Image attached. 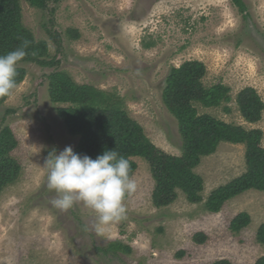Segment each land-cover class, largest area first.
<instances>
[{
	"label": "rangeland",
	"instance_id": "1",
	"mask_svg": "<svg viewBox=\"0 0 264 264\" xmlns=\"http://www.w3.org/2000/svg\"><path fill=\"white\" fill-rule=\"evenodd\" d=\"M243 1L244 18L230 0H59L45 8L19 0L23 27L47 43L45 59L52 63L18 64L25 75L0 103V130L13 132L11 156L21 165L19 177L0 188V264H192L221 258L254 264L264 255L256 239L264 191H244L218 212L204 207L211 191L245 171L243 143H220L194 168L203 178V200L189 202L178 191L162 208L152 204L149 163L135 157L137 187L125 198L126 218L104 226L103 235L82 202L67 211L51 204L56 193L47 188L44 167L53 149L74 150L79 138L58 113L64 105L49 96L48 74L55 69L100 91L103 107L127 111L157 147L180 155L178 121L165 106L163 89L173 67L198 60L205 66V86L223 83L230 90L221 106L197 104L199 113L261 129L264 147V109L259 121L249 123L236 103L247 86L264 102V0ZM240 212L251 221L232 231L230 222ZM111 240L128 251L104 252Z\"/></svg>",
	"mask_w": 264,
	"mask_h": 264
},
{
	"label": "trees",
	"instance_id": "2",
	"mask_svg": "<svg viewBox=\"0 0 264 264\" xmlns=\"http://www.w3.org/2000/svg\"><path fill=\"white\" fill-rule=\"evenodd\" d=\"M50 1L28 0L36 8H45ZM243 18L247 16L243 0H230ZM28 41L27 55L20 61L49 65L45 59L47 43L36 40L23 27L19 0H0V55L6 54ZM17 64V83L25 75V69ZM205 66L198 60L185 61L173 67L165 81L163 101L178 121L182 139L180 155L170 154L157 147L145 134L142 125L127 111L103 107L100 91L77 84L64 70L55 69L48 74L49 96L53 102L63 104L58 108L68 132L78 136L75 153L95 159L106 150H115L130 162L131 176L137 169L135 157L144 158L150 167L154 188L152 204L156 208L169 205L181 191L189 202L203 200V178L195 172L204 156L214 153L222 142L245 145V171L220 185L209 193L204 207L209 212H218L231 198L255 189L264 191V147L261 145L262 130L246 129L241 125L228 123L212 115L200 114L196 105L218 107L230 99L229 87L223 83L205 86L202 78ZM6 97H0V103ZM238 110L249 123L262 117L264 102L257 91L250 86L242 88L236 96ZM17 140L9 127L0 130V188L13 182L20 175L21 165L11 156ZM251 221L247 212H240L230 222L232 231H239ZM196 234L194 236L197 237ZM202 240V238L200 237ZM198 239L197 241H201ZM258 243L264 244V222L256 232ZM129 247L119 240L108 242L104 252H127ZM192 264H233L226 258L209 263ZM254 264H264V255Z\"/></svg>",
	"mask_w": 264,
	"mask_h": 264
},
{
	"label": "clouds",
	"instance_id": "3",
	"mask_svg": "<svg viewBox=\"0 0 264 264\" xmlns=\"http://www.w3.org/2000/svg\"><path fill=\"white\" fill-rule=\"evenodd\" d=\"M28 41L0 55V97L17 87V64L28 54ZM47 188L56 193L51 204L67 211L82 202L96 215L95 230L103 235L104 226L126 218L125 198L136 190L130 162L115 150H106L95 159L80 155L71 146L53 149L47 156Z\"/></svg>",
	"mask_w": 264,
	"mask_h": 264
}]
</instances>
